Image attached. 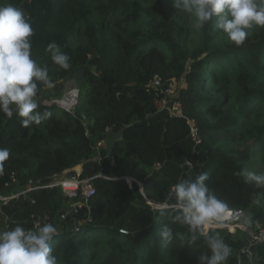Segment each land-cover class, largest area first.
<instances>
[{
  "label": "trees",
  "instance_id": "1",
  "mask_svg": "<svg viewBox=\"0 0 264 264\" xmlns=\"http://www.w3.org/2000/svg\"><path fill=\"white\" fill-rule=\"evenodd\" d=\"M174 2L0 0L24 10L35 33L32 59L47 66L52 80L51 87L38 85L37 111L51 113L41 124L22 127L20 118L0 113V147L10 150L0 193H20L29 181L47 185L66 170L76 175L78 165L81 178H93L96 187L70 213L61 187L0 201V221L6 225L8 218L0 231L31 230L37 220L53 224L57 264H198L210 250L203 238L191 242L188 226L173 222L171 206L174 185L203 173L229 210L243 212V225L264 227V197L252 203L264 189L234 175L243 168L264 173L256 167L264 157V27L253 26L237 47L215 18L197 30L195 18ZM50 42L71 57L70 70L52 62ZM156 76L165 87L178 85L183 116L161 106L162 94L149 86ZM71 80L80 92L72 112L51 102ZM104 140L106 147L96 148ZM124 176L141 180L144 193ZM157 204L169 207L161 214ZM163 226L173 230L169 244L159 235ZM205 230L218 232L231 248L227 264H264V242L244 229Z\"/></svg>",
  "mask_w": 264,
  "mask_h": 264
},
{
  "label": "clouds",
  "instance_id": "2",
  "mask_svg": "<svg viewBox=\"0 0 264 264\" xmlns=\"http://www.w3.org/2000/svg\"><path fill=\"white\" fill-rule=\"evenodd\" d=\"M174 7L193 16V27L197 30L215 18L216 28L227 34L237 47L244 44L248 30L253 26L264 27V0H175ZM34 34L23 9L11 4L0 6V113L9 120L14 116L20 118L22 127L39 125L51 116L48 111H37L40 106L38 85L51 87L52 80L47 66H40L32 59L31 38ZM46 51L60 69H71V57L61 51L58 44L50 42ZM9 157L10 150L0 147V175H3L4 162ZM234 175L246 185L264 189V173L243 168ZM207 179V173H203L195 179L182 178L174 185L176 202L171 207L176 214L173 222L188 226L192 243L203 238L210 254L201 253L197 257L198 264H227L231 248L218 232L212 234L205 229L227 227L221 223L229 206L209 190L205 183ZM142 187L144 189V184ZM262 197L264 194L255 193L252 203L260 205ZM155 207L163 214L169 206L157 204ZM248 221L251 222V217ZM57 234V227L51 223L37 224L31 230L17 225L11 230L0 231V264H57L51 246ZM159 235L164 244L174 239L173 230L167 226H163Z\"/></svg>",
  "mask_w": 264,
  "mask_h": 264
},
{
  "label": "built area",
  "instance_id": "3",
  "mask_svg": "<svg viewBox=\"0 0 264 264\" xmlns=\"http://www.w3.org/2000/svg\"><path fill=\"white\" fill-rule=\"evenodd\" d=\"M150 88L154 89L159 95H161V106L164 109H168L170 112L174 113L176 116H183L184 110L181 101L178 98V88L175 85H170L169 87H165L163 78L160 76H156L149 84ZM79 92V91H78ZM77 92V95H78ZM76 95V96H77ZM79 96V95H78ZM66 109V108H65ZM72 112V110H69ZM194 121H192L193 124ZM193 136L196 138L197 136V128L194 127L193 129ZM82 172V171H81ZM81 172H78L76 175H71L67 177H61L56 178L54 181L47 185H39L34 183L33 181H29L28 186H26L25 189L22 190L20 193H15L11 196H4L0 193V201L3 202V204H8L9 201H11L13 198H18L20 195L26 194L29 191L46 188V187H61L63 193L66 197L69 198L70 203V212H76L78 208L82 207L84 204L88 203V201L96 195V187L93 184V178L89 179H82L81 178ZM124 178L128 181L130 184L132 181H136L140 184L141 190L143 192V184L142 182L134 179L130 176H124ZM14 182L16 180L14 179ZM131 185V184H130ZM81 196V197H80ZM6 218V227L8 218ZM39 224L41 225V221L37 220L35 222V226ZM230 231L233 228H237L239 224H232L227 223L225 224ZM242 229L247 231L251 237L257 242H264V227L262 225H257L254 229H250L247 226L240 224ZM242 253L249 256L251 254L249 248L245 247L242 250ZM241 263V261L239 262Z\"/></svg>",
  "mask_w": 264,
  "mask_h": 264
},
{
  "label": "rangeland",
  "instance_id": "4",
  "mask_svg": "<svg viewBox=\"0 0 264 264\" xmlns=\"http://www.w3.org/2000/svg\"><path fill=\"white\" fill-rule=\"evenodd\" d=\"M195 36V38L197 39V35H194ZM194 39V38H193ZM177 85V84H176ZM178 86V85H177ZM79 90H78V88H77V84L74 82V81H68L67 83H66V85H65V88H64V90H63V92H62V96H56V97H54V99H52V101L51 102H55L56 101V103H58V105L60 106V107H62V108H66L67 110H73L74 108H76L77 107V105L79 104V93L80 92H78ZM77 92H78V95H77ZM179 93V92H178ZM77 95V96H76ZM85 123L88 125V120H85ZM106 144H107V142L104 140V141H101L100 143H98L97 145H96V148H99V147H106ZM234 146L236 147V148H239V146H241L238 142H235L234 143ZM258 157H260V159H261V157H262V155L261 156H257L256 157V159H258ZM256 167L257 168H260L261 170H263L264 171V157H263V160L261 161V163H257L256 164ZM73 170H75L76 172H81L82 171V165H78V166H76V167H74L73 168ZM69 171H64V173H62V174H60V176L59 177H66L67 176V173H68ZM138 180V179H137ZM139 181V180H138ZM140 182H141V180H140ZM132 186H133V181L130 183ZM68 205H70V203H68ZM67 205V206H68ZM70 211V210H69ZM233 223H235V222H231V225L233 224ZM3 226V223L0 221V227H2ZM238 227H241V225H239ZM238 227L237 228H233L231 231L232 232H234V233H236L237 232V229H238ZM253 238V237H252Z\"/></svg>",
  "mask_w": 264,
  "mask_h": 264
},
{
  "label": "water",
  "instance_id": "5",
  "mask_svg": "<svg viewBox=\"0 0 264 264\" xmlns=\"http://www.w3.org/2000/svg\"><path fill=\"white\" fill-rule=\"evenodd\" d=\"M242 216H243L242 211L230 209V210H228V214L221 224H224V223L227 224V223H231V222L241 223L242 222Z\"/></svg>",
  "mask_w": 264,
  "mask_h": 264
},
{
  "label": "crops",
  "instance_id": "6",
  "mask_svg": "<svg viewBox=\"0 0 264 264\" xmlns=\"http://www.w3.org/2000/svg\"><path fill=\"white\" fill-rule=\"evenodd\" d=\"M3 225H4V226H5V228H6L5 222H3Z\"/></svg>",
  "mask_w": 264,
  "mask_h": 264
}]
</instances>
